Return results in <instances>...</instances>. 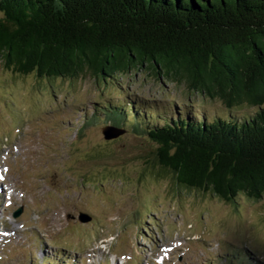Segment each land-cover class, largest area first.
Wrapping results in <instances>:
<instances>
[{"label":"trees","instance_id":"1","mask_svg":"<svg viewBox=\"0 0 264 264\" xmlns=\"http://www.w3.org/2000/svg\"><path fill=\"white\" fill-rule=\"evenodd\" d=\"M0 63L21 77L108 86L151 70L184 88L185 102L198 97L200 115L166 118L129 97L95 104L94 119L151 142L141 177L168 182L171 198L264 201V0H0ZM207 100L253 109L211 117Z\"/></svg>","mask_w":264,"mask_h":264},{"label":"rangeland","instance_id":"2","mask_svg":"<svg viewBox=\"0 0 264 264\" xmlns=\"http://www.w3.org/2000/svg\"><path fill=\"white\" fill-rule=\"evenodd\" d=\"M143 70L108 86L89 75L55 82L21 77L0 63V164L10 167L13 176L8 182L17 190L14 206L0 216V228L6 229L10 220L15 221L7 229L18 228L17 236L9 234L5 240L10 245L0 264H30L31 250L40 242L21 233L35 219L42 228L39 236L53 250L65 245L86 253L100 248V239L108 234L122 247L112 248L118 256L135 251L138 241L142 252V242L152 247L155 239L157 245L174 248L169 264H225L222 254L229 246L247 247L264 264V201L239 197L233 207L200 191L171 198L168 182L141 177L144 157L153 147L150 141L130 131L106 140L101 119L76 134L96 103L118 98L119 93L154 106L166 118L182 108L193 112L190 103L198 97L186 103L184 88ZM205 109L211 117L228 111L219 100H207ZM252 109L242 106L230 112L240 116ZM11 110L22 114L23 121L14 125L17 116ZM22 122L24 129L18 131ZM19 207L24 213L12 219ZM80 212L94 222L75 220ZM104 245L102 251L108 254L111 248Z\"/></svg>","mask_w":264,"mask_h":264},{"label":"water","instance_id":"3","mask_svg":"<svg viewBox=\"0 0 264 264\" xmlns=\"http://www.w3.org/2000/svg\"><path fill=\"white\" fill-rule=\"evenodd\" d=\"M124 133L123 130L115 129L112 127H105L102 129V134L104 136V139L110 140L119 137Z\"/></svg>","mask_w":264,"mask_h":264}]
</instances>
